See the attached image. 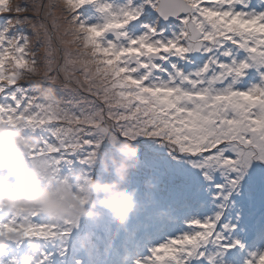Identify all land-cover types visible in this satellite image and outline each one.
<instances>
[{
  "label": "snow or ice",
  "instance_id": "1",
  "mask_svg": "<svg viewBox=\"0 0 264 264\" xmlns=\"http://www.w3.org/2000/svg\"><path fill=\"white\" fill-rule=\"evenodd\" d=\"M85 5L101 21L80 19ZM246 5L0 0V124L29 133L27 158L57 180L93 174L110 144L138 148L135 173L158 210L134 264H264V11ZM8 212L0 238L15 236L17 251L79 222Z\"/></svg>",
  "mask_w": 264,
  "mask_h": 264
},
{
  "label": "clouds",
  "instance_id": "2",
  "mask_svg": "<svg viewBox=\"0 0 264 264\" xmlns=\"http://www.w3.org/2000/svg\"><path fill=\"white\" fill-rule=\"evenodd\" d=\"M23 129L0 124V209L38 212L51 222L76 220L82 216L100 218L108 213L111 223L124 227L137 206L138 186L131 184L129 171L138 164V148L130 143H120L119 151L125 162L118 166L111 180H100L85 176L78 188L74 189L64 181L53 184L43 182L36 171V163L27 158L28 141ZM14 177V179L12 178ZM147 187V184H145ZM83 201V202H81ZM0 238V254L10 247L9 240ZM32 248L39 245L33 241ZM18 264H35L34 251L16 257Z\"/></svg>",
  "mask_w": 264,
  "mask_h": 264
},
{
  "label": "rangeland",
  "instance_id": "3",
  "mask_svg": "<svg viewBox=\"0 0 264 264\" xmlns=\"http://www.w3.org/2000/svg\"><path fill=\"white\" fill-rule=\"evenodd\" d=\"M45 3L48 2V0H44ZM55 2V0H53ZM249 5V3H247ZM245 6L244 10L248 12H260L259 10H256L254 8H250L248 6ZM84 7H87L89 11L87 13L81 12L78 10L80 19L87 21L88 23H97L101 21L103 14L99 11L98 7L94 5H85ZM264 11V9H262ZM49 25H51V19L47 21ZM28 34L31 35V30H28ZM23 136L26 138L28 143L30 144L33 137L26 131H22ZM0 135H3V133H0ZM120 143L116 144H110L108 150L106 151L108 153V157H110V161L107 160L101 161L99 159L98 166L91 174V176H94L97 179H100L102 181L104 180H111L114 178V172L115 169L123 164L125 162L124 156L119 151ZM105 152V153H106ZM140 165V159L138 157V164L134 171H129L128 176L130 177L131 184L134 186H138L140 189L139 192V198L140 201L137 203V215L135 216L134 220L129 218L127 225L124 227H120L119 225H116L114 223H111L108 218V213L106 211L103 212L102 217L96 218V219H90L86 216H82L79 219L78 227L74 228L72 232L70 233L73 237H81L84 239L86 235H89V231H95L94 235H89V242L90 246L88 249L81 250L79 253L83 257H85L84 264H100L102 261L108 260V258L113 254L112 249L108 247V236L110 233L105 234L104 230L109 231H120L121 235H124V232L129 229L132 226H142L146 219L149 218L151 221L154 219L155 214L157 212V207L150 204L147 198L143 195L145 189L143 185L139 182L140 177L137 173H135ZM36 171L38 176L41 178L43 182L51 181L53 184L59 183L60 181H64L66 184H70L74 189L78 188L79 185L83 182V179L85 176H83L80 173H74L72 174L71 178L68 179H61L57 180L50 171L48 170H42L39 166L36 167ZM1 174H4L1 173ZM14 179V177H12ZM145 217V218H144ZM101 231V232H100ZM73 237L69 239L67 242V245L69 247V256H75L74 252H71L72 250H75L74 248L76 245L73 243ZM98 243H101V246L98 247ZM61 244L57 242L56 244H48L43 248L44 252H47L50 256V260L47 262V264H73V261L71 259H64L58 254V250L65 246H60ZM25 253H30L29 248ZM12 258V257H11ZM10 258V259H11ZM95 260H98L95 262Z\"/></svg>",
  "mask_w": 264,
  "mask_h": 264
},
{
  "label": "trees",
  "instance_id": "4",
  "mask_svg": "<svg viewBox=\"0 0 264 264\" xmlns=\"http://www.w3.org/2000/svg\"><path fill=\"white\" fill-rule=\"evenodd\" d=\"M244 55H246V53Z\"/></svg>",
  "mask_w": 264,
  "mask_h": 264
},
{
  "label": "water",
  "instance_id": "5",
  "mask_svg": "<svg viewBox=\"0 0 264 264\" xmlns=\"http://www.w3.org/2000/svg\"><path fill=\"white\" fill-rule=\"evenodd\" d=\"M109 33H110V32H109ZM109 33H108V34H109Z\"/></svg>",
  "mask_w": 264,
  "mask_h": 264
}]
</instances>
